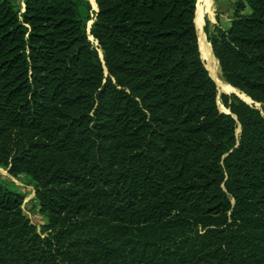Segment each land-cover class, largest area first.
<instances>
[{
  "label": "trees",
  "instance_id": "trees-1",
  "mask_svg": "<svg viewBox=\"0 0 264 264\" xmlns=\"http://www.w3.org/2000/svg\"><path fill=\"white\" fill-rule=\"evenodd\" d=\"M22 2L0 0V167L45 222L0 181V264H264V0L204 28L262 107L222 94L229 113L196 0Z\"/></svg>",
  "mask_w": 264,
  "mask_h": 264
},
{
  "label": "rangeland",
  "instance_id": "rangeland-1",
  "mask_svg": "<svg viewBox=\"0 0 264 264\" xmlns=\"http://www.w3.org/2000/svg\"><path fill=\"white\" fill-rule=\"evenodd\" d=\"M13 1H14V3H16V4L20 5V7H22V3H23L22 0H13ZM88 1H90V0H88ZM230 3H231L230 0H210L209 8L207 10H204L203 16H202V19H203L202 30L206 36V39H207V35H206L204 28H205L207 22L210 24L209 25L210 30H212L215 25H219L221 27L227 26V24H228L227 20L229 18L226 15V13L227 14L229 13L228 8H229ZM232 3H233V0H232ZM196 4H197V0H196ZM91 7H93V5ZM195 10H196V5H195ZM194 17H195V15H194ZM90 22H92V20L88 21L87 29H89L91 26V25L89 26ZM195 30H196V28H195ZM90 39H91V37H90ZM100 56H101V53H100ZM205 64H206V62H205ZM104 75H106L105 69H104ZM216 90H217L216 104L218 106V109L222 112L228 113L229 112L228 109L225 108V106L222 103L221 95L222 94L231 95L234 93L233 92H224L222 90H219L217 85H216ZM240 93H242V92H240ZM242 94H244V93H242ZM238 97L241 98L244 102H246L248 104H253L262 110L261 105L258 103H254L251 99H249V101H246L242 97H240V96H238ZM246 97L249 98L248 96H246ZM239 131H240V126L237 123V127L235 129L236 136L239 135ZM0 181L3 182L6 186H8L10 189H13V190H15L18 193L23 195L22 209H23L25 215L28 217V219L36 225L37 231L40 232L41 224L45 222V219L39 213L37 202L33 199L34 188L30 183L29 177L24 175V174H20L18 176H12L7 172V170L0 167Z\"/></svg>",
  "mask_w": 264,
  "mask_h": 264
},
{
  "label": "bare ground",
  "instance_id": "bare-ground-1",
  "mask_svg": "<svg viewBox=\"0 0 264 264\" xmlns=\"http://www.w3.org/2000/svg\"><path fill=\"white\" fill-rule=\"evenodd\" d=\"M90 1L93 5V8H95L96 5H95L94 0H90ZM209 5H210V0H197L194 24H195L196 33H197L198 48L200 51V55L206 62L205 65L208 70V73L215 80V83L219 90H222L224 92H235L239 94V96L245 99L246 101H249V98H247L244 94L234 89L231 85L226 83L221 77L220 70H219L218 63H217L218 61L214 57L211 46L209 42L207 41L206 36L202 30L203 12L204 10H207L209 8Z\"/></svg>",
  "mask_w": 264,
  "mask_h": 264
},
{
  "label": "crops",
  "instance_id": "crops-1",
  "mask_svg": "<svg viewBox=\"0 0 264 264\" xmlns=\"http://www.w3.org/2000/svg\"><path fill=\"white\" fill-rule=\"evenodd\" d=\"M231 1V3H230V5H229V8H228V10H229V13L227 14L226 13V15L228 16V20H227V23H229V21H230V18H231V15H232V12H233V4H232V0H230ZM89 2H91V1H89ZM22 9H23V3H22V7H21ZM93 9V8H92ZM94 10V9H93ZM228 25V24H227Z\"/></svg>",
  "mask_w": 264,
  "mask_h": 264
},
{
  "label": "water",
  "instance_id": "water-1",
  "mask_svg": "<svg viewBox=\"0 0 264 264\" xmlns=\"http://www.w3.org/2000/svg\"><path fill=\"white\" fill-rule=\"evenodd\" d=\"M94 2H95V0H94ZM90 4H91V2H90ZM96 5V4H95ZM91 6H92V4H91ZM93 8V7H92ZM95 11L97 10V6L95 7V8H93ZM91 23L92 22H90V24H89V26L91 25ZM89 30V29H88ZM200 52V51H199ZM201 56V55H200ZM201 59H202V61H203V63H204V66H205V68H206V65H205V61H204V59L201 57ZM207 69V68H206ZM208 71V70H207ZM209 76L211 77V75L209 74ZM212 78V77H211ZM212 80L214 81V83H215V80L212 78ZM215 85H216V83H215ZM234 88V87H233ZM234 89H236V88H234ZM237 90V89H236ZM238 91V90H237ZM235 95H237V96H239L237 93H235V92H233ZM250 99V98H249ZM229 113V112H228ZM240 132V131H239Z\"/></svg>",
  "mask_w": 264,
  "mask_h": 264
}]
</instances>
